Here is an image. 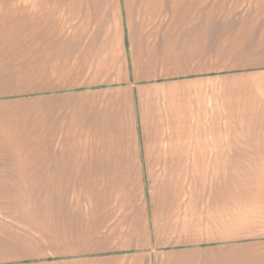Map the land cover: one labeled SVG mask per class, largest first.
Here are the masks:
<instances>
[{"label":"crops","instance_id":"0c3cea01","mask_svg":"<svg viewBox=\"0 0 264 264\" xmlns=\"http://www.w3.org/2000/svg\"><path fill=\"white\" fill-rule=\"evenodd\" d=\"M0 264H264V0H0Z\"/></svg>","mask_w":264,"mask_h":264}]
</instances>
